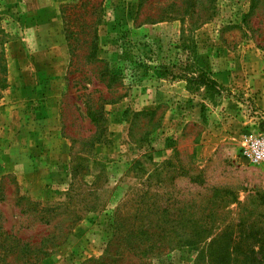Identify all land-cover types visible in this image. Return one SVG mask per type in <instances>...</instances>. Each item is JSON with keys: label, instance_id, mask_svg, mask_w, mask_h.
<instances>
[{"label": "rangeland", "instance_id": "obj_1", "mask_svg": "<svg viewBox=\"0 0 264 264\" xmlns=\"http://www.w3.org/2000/svg\"><path fill=\"white\" fill-rule=\"evenodd\" d=\"M191 2L205 9L199 17L173 13ZM253 2L0 0L5 225L26 223L17 220L18 195L65 201L72 149L88 160L87 183L105 171L98 209L84 212L69 240L35 264L103 255L113 211L125 202L134 213L139 194L141 206L166 210L165 222L150 224L164 236L121 248L122 264H194L196 251L181 239L193 218L208 223L212 212L213 233L263 222L264 165L241 151L246 134L264 129L256 106L264 96V0L252 10ZM200 73L216 81V92L186 80ZM91 102L102 104L100 142L89 140Z\"/></svg>", "mask_w": 264, "mask_h": 264}, {"label": "trees", "instance_id": "obj_2", "mask_svg": "<svg viewBox=\"0 0 264 264\" xmlns=\"http://www.w3.org/2000/svg\"><path fill=\"white\" fill-rule=\"evenodd\" d=\"M255 1L252 4V10L255 8ZM191 3L181 8H174L172 11L174 14H181V11H183L182 13L187 14V16L190 15L191 19L194 16L199 17L198 15L205 9L201 4ZM190 26H194L191 21ZM186 80L188 82H196L197 87L204 85L206 92L217 91L218 84L205 73H200L197 77L191 76V78H186ZM102 112V104L96 102L89 103L86 109V116L94 124L95 128L89 140L94 142H100L105 139L104 137L102 138ZM135 163L139 164L137 160ZM70 173L72 182L66 192L65 201L42 204L27 195H18L16 197L17 220L20 221L19 223H26L20 224V226L17 225V227H15L16 225L6 226L5 219L0 212V264L37 263L41 258L51 254L53 250L64 245L69 240L72 228L81 220L84 212L98 209V184L102 177L105 176L104 168L93 175L94 179L90 184L87 183L85 176L91 174L88 160L86 156H82L79 152L72 149ZM218 190L214 188L215 192H218ZM142 200V194H139L136 199L138 206L134 213L128 214L124 211L125 202H122L113 211V233L105 253L101 256L90 258L83 264H91L93 262L97 264H122L121 248L127 246L129 249H134L135 241L150 240L153 236L163 238V232L156 234L153 231L154 225L150 226V224L153 219L158 218L162 220L160 224L165 222L166 218L164 215L166 210L163 208L164 213L162 214L152 212L154 207L145 208L141 206ZM2 201H4V195L2 194V188H0V203ZM158 214L159 217L156 218ZM206 217L208 223L193 218L194 222L191 232L187 234V238L181 239L185 245L192 246L196 251L194 264H264V220L258 225L252 223L247 228L238 229L239 224H236L234 227H225L219 232L213 233L212 229L208 227L212 225L210 222H214L215 213L212 212ZM146 221L147 224H145ZM36 228L40 229L39 232H36L37 234H28V230ZM160 230L163 231V229ZM181 233H184V231ZM34 236L38 239H35ZM208 238L210 240L206 242ZM147 246L142 248V256L155 248L153 244Z\"/></svg>", "mask_w": 264, "mask_h": 264}, {"label": "built area", "instance_id": "obj_3", "mask_svg": "<svg viewBox=\"0 0 264 264\" xmlns=\"http://www.w3.org/2000/svg\"><path fill=\"white\" fill-rule=\"evenodd\" d=\"M241 151L252 163L264 165V129L246 134Z\"/></svg>", "mask_w": 264, "mask_h": 264}, {"label": "crops", "instance_id": "obj_4", "mask_svg": "<svg viewBox=\"0 0 264 264\" xmlns=\"http://www.w3.org/2000/svg\"><path fill=\"white\" fill-rule=\"evenodd\" d=\"M256 106L258 107V111L260 113V118L264 119V96L258 98Z\"/></svg>", "mask_w": 264, "mask_h": 264}]
</instances>
